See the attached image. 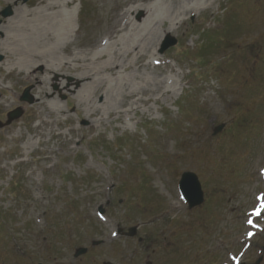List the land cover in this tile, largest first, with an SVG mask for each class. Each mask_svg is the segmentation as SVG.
<instances>
[{"label":"rangeland","instance_id":"rangeland-1","mask_svg":"<svg viewBox=\"0 0 264 264\" xmlns=\"http://www.w3.org/2000/svg\"><path fill=\"white\" fill-rule=\"evenodd\" d=\"M15 4L0 0V20ZM167 38L175 45L161 52ZM87 41L91 33L77 39ZM155 53L183 76L169 97L87 132L54 83L51 96L72 120L54 126L64 138L28 147L31 86L14 75L0 83L9 102L0 110V264H264V0H215ZM185 171L203 192L192 209L177 188ZM79 247L87 252L74 258Z\"/></svg>","mask_w":264,"mask_h":264},{"label":"bare ground","instance_id":"bare-ground-1","mask_svg":"<svg viewBox=\"0 0 264 264\" xmlns=\"http://www.w3.org/2000/svg\"><path fill=\"white\" fill-rule=\"evenodd\" d=\"M18 1L22 4H15L11 15L0 20V83L14 75L31 86L35 101L25 108L35 123L29 124L23 140L28 147L30 141L40 143L46 136L64 138L54 126H60L63 116L66 122L72 120L51 96L54 83L74 99L76 115L89 121L87 132L105 119H123L138 113V105L173 94L183 76L174 73L155 49L164 35L185 24L187 16L215 0ZM84 2L92 13L81 18ZM86 33L92 41L77 42ZM65 77L71 78L68 83ZM7 106L6 99L0 100L1 111ZM67 130L75 134L78 127L70 124ZM16 137H23L20 129L10 135L12 140Z\"/></svg>","mask_w":264,"mask_h":264},{"label":"water","instance_id":"water-1","mask_svg":"<svg viewBox=\"0 0 264 264\" xmlns=\"http://www.w3.org/2000/svg\"><path fill=\"white\" fill-rule=\"evenodd\" d=\"M26 1V0H23ZM9 13L8 11H5L3 13V16H6ZM175 44L174 40H167L162 48H161V52H163L165 49H167L170 46H173ZM21 100L24 101H30V97L28 95V90H24L22 96H21ZM21 111L19 109H16L12 112H10L8 114V119L6 121V125H8L11 121H13L14 119H17L21 116ZM0 126H2L0 124ZM221 126L217 127L216 129H214V133H217L218 131L221 130ZM179 191L183 197V199L186 201V203L188 204V208L192 209L194 207H197L199 205H201V203L203 202V193L201 191V187L200 184L198 182L197 177L192 174V173H183L179 182ZM135 234V229H131L128 232V236H133ZM99 243H92L93 246L98 245ZM86 253V249L85 248H79L75 251L74 253V257H78L80 255H83Z\"/></svg>","mask_w":264,"mask_h":264}]
</instances>
